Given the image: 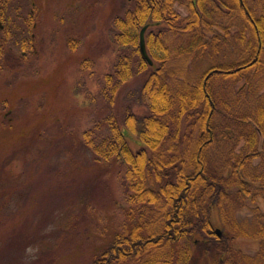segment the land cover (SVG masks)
<instances>
[{
    "label": "rangeland",
    "instance_id": "374dc122",
    "mask_svg": "<svg viewBox=\"0 0 264 264\" xmlns=\"http://www.w3.org/2000/svg\"><path fill=\"white\" fill-rule=\"evenodd\" d=\"M248 2L264 13V0ZM133 5L134 0H0V264H92L113 234L129 226L126 165L96 159L85 132L101 138L109 133V117L122 125L128 110L148 113L130 96L140 90L144 74L120 86L114 101L99 91L122 51L110 37L112 21ZM175 9L188 15L184 4L176 2ZM240 18L236 11L215 15L211 35L218 34V43L201 56L186 47L179 51L188 41L170 34L176 81L194 82L213 63L246 57L250 31ZM240 86L235 80L222 85L230 104L244 111L264 107V67L252 74L251 92L239 93ZM224 148L216 145L215 160ZM262 153L254 161L259 171ZM256 211L264 212L263 196L236 212L235 220L250 222ZM236 244L254 259L260 249L254 237L241 236Z\"/></svg>",
    "mask_w": 264,
    "mask_h": 264
},
{
    "label": "trees",
    "instance_id": "16d2710c",
    "mask_svg": "<svg viewBox=\"0 0 264 264\" xmlns=\"http://www.w3.org/2000/svg\"><path fill=\"white\" fill-rule=\"evenodd\" d=\"M176 2L185 5L187 16L175 9ZM256 6L248 0H134L114 17L110 37L122 51L113 72L100 80V94L114 101L120 86L144 74L140 90L130 96L148 113L128 110L122 125L109 117V133L101 138L85 132L96 159L126 165L131 191L129 226L113 234L92 264H205L210 259L214 264H264V212L256 211L250 222L235 220L236 212L264 197V170L254 163L264 150V107L244 111L227 101L222 87L235 80L242 85L239 93H249L252 74L264 67V13ZM235 11L250 31L246 57L213 63L194 82H177L169 35L188 41L179 51L186 47L201 56L218 43V34L211 35L215 15ZM146 24L152 65L140 50ZM238 36L243 39L245 33ZM219 144L225 148L215 160ZM241 236L260 242L255 259L237 246Z\"/></svg>",
    "mask_w": 264,
    "mask_h": 264
},
{
    "label": "water",
    "instance_id": "95a60500",
    "mask_svg": "<svg viewBox=\"0 0 264 264\" xmlns=\"http://www.w3.org/2000/svg\"><path fill=\"white\" fill-rule=\"evenodd\" d=\"M149 28V24H146L143 26V28L140 31V50L143 55V57L150 63L153 64V59L151 58L146 44V31ZM219 236L223 235V230L221 228L216 229Z\"/></svg>",
    "mask_w": 264,
    "mask_h": 264
}]
</instances>
